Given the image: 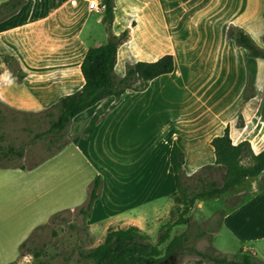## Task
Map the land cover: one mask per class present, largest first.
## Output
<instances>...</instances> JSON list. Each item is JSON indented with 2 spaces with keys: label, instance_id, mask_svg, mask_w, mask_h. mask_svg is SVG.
Wrapping results in <instances>:
<instances>
[{
  "label": "rangeland",
  "instance_id": "1",
  "mask_svg": "<svg viewBox=\"0 0 264 264\" xmlns=\"http://www.w3.org/2000/svg\"><path fill=\"white\" fill-rule=\"evenodd\" d=\"M144 1L118 0L114 26L111 22L108 29L96 19L98 13L102 15L103 8L101 12L91 10L82 30L86 35L84 39L76 38L77 47L68 50V39L46 38L49 43L36 49L37 58L43 62L65 59L68 63L69 57L76 63L84 45L104 41L123 28L127 34L118 45L120 61H125L121 58L125 52L131 53L130 59L151 58L159 52L161 44L176 53L182 43H194L198 47L194 50L193 62L184 67L177 59L175 71L156 78L152 88L165 90L170 101H180L185 108L194 101L225 98L232 105L234 125L243 116L242 112L247 115V121L258 116L264 122V59L245 56L244 49L228 40L225 30L222 31L231 17L236 18L231 23H241L245 7L248 5L251 13L255 1L164 0L167 20L162 24L148 15ZM258 14V18L247 21L250 31L247 33L254 43L264 48V2ZM52 33L68 36L66 31ZM203 46L208 50L202 49ZM15 65L13 62L12 67ZM0 68L2 76H7L1 57ZM193 91L196 93L192 95ZM47 127L48 116L43 112L20 114L6 108L0 112V149L10 144L22 151L20 157L9 154L0 158L9 161L0 165V264H89L85 254L103 238L102 228L89 227L88 217L82 218L77 211L87 197L92 178L90 166L68 144L67 130L51 142L50 133L37 134ZM204 174L205 179H219L220 171L206 169ZM166 198L171 197L167 194ZM160 200H155L157 205L161 204ZM173 202L169 212L160 215L156 224L148 223L145 230L140 229L144 232H140V238L158 247L160 258L171 255V264H224L188 252L186 247L230 257L241 246H251L254 253L247 250L251 259L264 260V239H235L219 225L218 214H211L208 207L199 211L192 209V205L184 214L185 221L173 224L182 207L180 203L175 207ZM53 213L55 216L48 220ZM167 224L170 225L168 235L158 242L157 237ZM39 225L42 227H36ZM172 237L176 250L165 253ZM25 238V246L19 249Z\"/></svg>",
  "mask_w": 264,
  "mask_h": 264
},
{
  "label": "crops",
  "instance_id": "2",
  "mask_svg": "<svg viewBox=\"0 0 264 264\" xmlns=\"http://www.w3.org/2000/svg\"><path fill=\"white\" fill-rule=\"evenodd\" d=\"M254 1L252 15L247 5L245 16L240 17L241 23H234L246 32H250L247 21L258 18L259 10H263L264 0ZM144 2L151 18L161 24L166 22L164 0ZM91 10L86 0H24L14 12L0 18V55L14 56V63L24 72L18 77L3 63L8 75L2 76L0 72L1 112L6 108L13 113L38 114L60 94L81 85V57L88 45L99 44L102 40L84 45L76 63L69 57L68 63L65 59L43 62L37 58L36 49L48 45L46 38L51 37L61 41L68 39V50L77 47L76 38L84 39L86 35L82 30ZM117 11L118 0H113V26ZM100 17L101 13H98L96 19L100 21ZM56 30L66 31L68 36H56L52 33ZM228 40L232 42L231 38ZM197 47L194 43L184 42L175 53L161 44L159 52L151 58L130 59L131 53L125 52L121 57L125 61L119 60L117 47L114 64L117 75L123 73L125 62L155 59L164 52L172 54L173 69L152 78L142 90H125L118 98L112 95L101 98L75 114L69 122L68 144L81 154L90 166L92 176L96 173L101 176L100 191L92 202L87 222L89 227L100 226L102 235L107 227L128 224L145 230L148 223L156 224L160 215L169 212L170 204H174L168 160L172 141L184 152L186 174L200 165L213 163L209 139L220 134L226 124L232 142L247 140L254 152L264 146V122L258 116L247 121V115L242 112L241 117L236 114L240 119L234 125L232 105L225 98L194 101L185 108L180 101H170L165 90L152 88L156 78L175 71L177 59L184 67L192 63ZM203 48L208 50L206 46ZM195 93L193 91L192 95ZM208 169L216 170L214 167ZM167 194L171 198H166ZM230 197L233 198L231 201ZM156 199L162 200L160 205L156 204ZM205 207L211 214H218L219 225L235 239H264V168L257 175L244 176L238 185L230 186L222 193L196 199L192 209L201 211ZM241 249L254 253L251 246H241Z\"/></svg>",
  "mask_w": 264,
  "mask_h": 264
},
{
  "label": "trees",
  "instance_id": "3",
  "mask_svg": "<svg viewBox=\"0 0 264 264\" xmlns=\"http://www.w3.org/2000/svg\"><path fill=\"white\" fill-rule=\"evenodd\" d=\"M24 0H2L0 1V18L14 12ZM103 6L100 17L106 29L113 19V0H100ZM127 29H122L117 35L106 37L104 41L96 45H88L79 62V71L82 77L81 85L71 92L60 94L52 103L43 108L42 112L48 116V127L45 132L50 133L49 141L56 137L63 136L68 128L72 117L91 106L101 98L112 95L118 98L125 90H142L155 76L170 72L173 69V56L170 52H164L155 59H137L124 63V70L121 75L114 71L116 51L118 45L126 37ZM225 36L231 38L236 46L244 49L247 57H258L264 59V48L259 47L249 34L239 25L229 22L225 27ZM2 62L11 68L12 72L21 77L24 72L12 55L1 54ZM1 112V102H0ZM214 159L213 163L200 165L190 174H186L183 167L184 152L181 147L172 141L169 148L168 160L172 171L174 189L171 192L173 201L182 204L177 219L174 223L185 221L184 214L190 210L194 201L198 198L211 196L224 192L228 187L238 185L244 176L259 174L264 168V146L254 152L247 140L232 142L228 134L227 124L220 134H215L209 139ZM9 154L17 157L22 155L21 148L13 145H6L0 149V158ZM9 164V161H1V164ZM214 167L220 171L219 179H205L204 172L207 168ZM101 176L96 173L92 176L85 202L78 206L77 211L82 218L88 217L92 202L99 194ZM50 215L48 220L55 216ZM169 224L157 237V241H163L169 230ZM42 227V225L36 226ZM140 228L134 224L126 226L107 227L102 240L94 245L85 254L89 264H151L160 258V250L155 245L140 238ZM144 233V232H143ZM172 237L165 246L166 252L176 250ZM27 238L19 244V249L25 246ZM188 252H193L214 263L224 264H264V260H253L248 251L241 248L226 255L215 256L208 252L198 250L194 247H186ZM33 255H37L36 252ZM11 264V263H6Z\"/></svg>",
  "mask_w": 264,
  "mask_h": 264
},
{
  "label": "built area",
  "instance_id": "4",
  "mask_svg": "<svg viewBox=\"0 0 264 264\" xmlns=\"http://www.w3.org/2000/svg\"><path fill=\"white\" fill-rule=\"evenodd\" d=\"M86 5L88 8L96 10V11H100L101 8H103L100 1H97V0H86Z\"/></svg>",
  "mask_w": 264,
  "mask_h": 264
},
{
  "label": "flooded vegetation",
  "instance_id": "5",
  "mask_svg": "<svg viewBox=\"0 0 264 264\" xmlns=\"http://www.w3.org/2000/svg\"><path fill=\"white\" fill-rule=\"evenodd\" d=\"M170 259H171V255H167V256H165V257H163V258H160V260L159 259H157L156 261H155V263L157 262V263H159V264H169L170 263ZM154 263V262H153ZM152 264V263H151Z\"/></svg>",
  "mask_w": 264,
  "mask_h": 264
},
{
  "label": "water",
  "instance_id": "6",
  "mask_svg": "<svg viewBox=\"0 0 264 264\" xmlns=\"http://www.w3.org/2000/svg\"><path fill=\"white\" fill-rule=\"evenodd\" d=\"M159 264V263H158ZM169 264H171V263H169Z\"/></svg>",
  "mask_w": 264,
  "mask_h": 264
}]
</instances>
